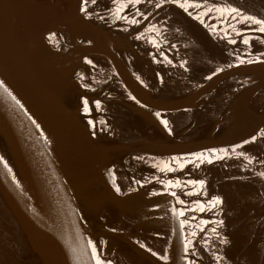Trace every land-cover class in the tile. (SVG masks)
Here are the masks:
<instances>
[{
    "label": "water",
    "instance_id": "obj_1",
    "mask_svg": "<svg viewBox=\"0 0 264 264\" xmlns=\"http://www.w3.org/2000/svg\"><path fill=\"white\" fill-rule=\"evenodd\" d=\"M158 2L0 0V264H264V34Z\"/></svg>",
    "mask_w": 264,
    "mask_h": 264
},
{
    "label": "snow or ice",
    "instance_id": "obj_2",
    "mask_svg": "<svg viewBox=\"0 0 264 264\" xmlns=\"http://www.w3.org/2000/svg\"><path fill=\"white\" fill-rule=\"evenodd\" d=\"M93 3H95V0H92ZM149 2H151V0H149ZM85 3H87V0H85ZM113 3L117 5L115 11H114V15L117 16V18L119 19H127L125 16L122 15H118L120 13H122L124 11L125 8L131 6V7H136L137 5H140L142 3V0H113ZM164 4H175L178 8L182 9L185 13H189V9L193 8L197 10V14L195 16H193L194 19H197L200 21V23H204V19L202 17L205 16H209L211 13L215 12L218 14V16L216 17V19L221 20L222 22H229L230 20H239L241 22H243L245 24L246 27L251 28L252 25H256L257 27L254 29L255 31H258L261 34H264V17H257L255 15H247L244 14L243 12H241L239 7H233L230 5H218L214 2L211 4V6L208 5V0H203L202 3H198L195 2V0H192V2H189V0H160V2L155 4L156 8H161L163 7ZM83 10V9H82ZM136 15H143L139 9H137L136 11ZM189 15H191V13H189ZM101 19H103V17H101ZM144 19H147V16H144ZM130 24H137L138 21L136 19H132V20H128L127 21ZM211 27V26H210ZM235 33L237 36H241V43H243L244 45L248 46L250 44V38L248 36H245L242 34V32L240 30H236L234 29ZM227 35V30H225V36ZM137 39H139V36H137ZM229 44H235L236 40L235 39H228L227 41ZM173 47H175L173 45ZM262 55H264V53H262ZM237 60H239V62L241 64H244L245 61L240 59L239 56L236 57ZM254 61H247V63H253ZM262 63H264V61H260ZM88 63H91V61H88ZM183 67V64L181 65ZM229 67H231V65H229ZM188 69L185 68V71H187ZM221 71V69H216L212 75H215L217 72ZM211 76H207L205 77V79H211ZM7 91V90H6ZM9 95H11V93H9ZM13 100H16V98L13 96L12 97ZM17 104H19V101H16ZM97 104V108H99V102H96ZM84 105H85V112L88 111V101L85 100L84 101ZM156 116L159 118L160 113H156ZM91 123V122H90ZM161 123H163L165 125V127H167V121L166 120H162ZM256 140V137L253 136L252 137V141L254 142ZM245 144L249 143V141H245ZM241 147V145H236L233 147L232 151L235 152L236 148ZM216 151L215 149H209V153L210 156L214 157L216 156ZM219 151L221 153H224L225 155H228L227 150L226 149H219ZM238 155L240 156H244V158L246 160H248V163H252V160L246 156L244 153H239ZM196 159L199 160L201 163H203L205 161V159H207V163L211 164L213 163V160L211 158H206L202 153H197L195 154ZM6 166V165H5ZM199 166V165H197ZM7 167V166H6ZM163 170V169H162ZM170 170V169H169ZM258 175L262 178H264V172H260L258 173ZM188 183H190L193 186L198 185L201 189H203L205 181L204 180H193V181H189ZM180 185V181H175V185H173L172 181H168L167 182V187H173V186H179ZM116 192L119 194L120 193V189L117 187ZM188 194H193V193H188ZM173 196H175V193H172ZM177 203L179 204H183L184 202L177 199ZM223 201L221 199V197L219 196H214L211 198V200L208 202V206H206L203 203H200L199 201L196 202V208L191 209L192 211H200V212H204L206 210H210L211 208H215L216 206L222 205ZM173 213L176 214V210L173 209ZM180 216H184V211L181 210L178 213ZM192 219H195V217H192ZM187 223V221H181L180 227L181 229L184 228L185 224ZM208 223V221L201 219L199 221V225H206ZM215 223L217 225L223 226L224 222L221 220H217L215 221ZM200 231L203 232L204 229L201 227ZM213 233H216L219 237V242L221 244H227L229 243V241L227 240V238L225 236H220L219 233H217V229L213 228L212 229ZM189 235L195 237L196 236V232H191L189 233ZM192 244L191 240H188L187 237L185 238V243H184V250H185V254L187 255L189 252H191L189 245ZM88 246L91 248V258L92 260L95 262V264H109V262L103 260L101 258L100 255L97 254V247L92 243V241L88 242ZM141 248H144L145 245L144 244H140ZM153 256H157L156 252H152L151 253ZM192 255H195V252H191ZM163 259L167 260V257H163Z\"/></svg>",
    "mask_w": 264,
    "mask_h": 264
}]
</instances>
